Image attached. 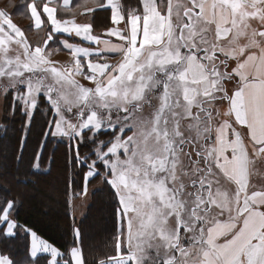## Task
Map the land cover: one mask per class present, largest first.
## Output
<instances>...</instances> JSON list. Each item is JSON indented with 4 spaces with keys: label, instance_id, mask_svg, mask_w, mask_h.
I'll return each mask as SVG.
<instances>
[{
    "label": "snow or ice",
    "instance_id": "1",
    "mask_svg": "<svg viewBox=\"0 0 264 264\" xmlns=\"http://www.w3.org/2000/svg\"><path fill=\"white\" fill-rule=\"evenodd\" d=\"M49 3L26 0L25 7L30 16L36 10L40 26L51 8L54 32L105 46L93 50L63 42L73 65L63 72L51 69L62 81L58 98L56 89L37 91L55 117L36 134L43 146L38 139L29 160L34 175L49 176L54 155L47 171L41 169L47 146L67 138L74 142L78 194L87 196L88 184L101 178L104 188L93 191H107L120 230L114 255L93 264H264V188L250 182L255 162L264 161V0H180L175 16L172 0H141L140 7L97 0L85 14L110 12L115 26L106 34L118 37V44L92 35L91 24L57 19ZM63 6L69 8V0ZM209 9L213 17L228 9L227 19L218 25L207 17ZM9 24L15 25L11 14L0 9V29ZM106 52L120 59L110 63ZM32 60L52 63L39 46ZM66 85L76 91L69 94ZM23 87L30 92L31 85ZM2 91L5 98L15 92L16 106L4 120L21 118L13 148L19 164L32 141L39 101L29 104L10 86ZM7 136L6 123L0 140ZM81 145L88 147L83 156ZM18 205L14 198L0 203V264H41L38 254H48L44 264H89L83 223L73 226V246L63 252L31 228L24 229L30 235L25 255L10 251L8 241L20 228L11 219Z\"/></svg>",
    "mask_w": 264,
    "mask_h": 264
},
{
    "label": "trees",
    "instance_id": "2",
    "mask_svg": "<svg viewBox=\"0 0 264 264\" xmlns=\"http://www.w3.org/2000/svg\"><path fill=\"white\" fill-rule=\"evenodd\" d=\"M3 1L2 8L12 12L10 14L16 15L17 11L23 13V17L28 20L26 26L35 33V40L36 42L38 41V44H41V41L49 36V26H46L44 29L34 28L31 16L25 7L26 0ZM122 3L124 7H140L141 0H122ZM65 16L68 18L76 17L78 16V11H68ZM109 17V12H95L91 19L93 29L102 30L107 28L110 23ZM53 36L54 38L49 41L48 47L52 44L55 47L59 44L64 45V41L68 43L75 41L72 37L62 33H55ZM44 68H33V72L36 73L38 70L46 69L49 72L53 68H58L62 71V68L57 65H54L53 68ZM35 75L33 74V76ZM48 75L52 78H57V81L60 82L57 76L51 73H48ZM38 80L41 82V77ZM13 98L14 92L8 93L7 98H5L6 114L10 113L12 108L16 106ZM40 98L42 100L39 99L40 103L36 107L37 110L33 120L32 141L29 143L26 153L19 164L15 160L13 148L17 130L21 127V118L17 116L14 123L11 119L8 121L3 119L2 123H0V130L4 128L6 123L8 125V136L0 140V203H3L6 199L13 198L21 202L22 206L18 205L19 213L17 216H14L15 220L21 227L36 230L38 235L47 239L62 252L73 246V226H79L81 223L85 224L83 233L84 249L89 264H93L94 261L104 259L108 255H114L115 238L119 233V218L117 215L114 224L112 208L109 207V204H104L103 212L99 210L101 201H108L107 191L105 190L104 192L95 194L94 203L84 218L76 224L72 216L71 202L73 192L75 193V190H77L76 193L80 192V188H73L74 151L71 144L65 138L57 137L52 139L47 146L41 169L42 171H47L54 155L55 162L52 163L51 174L47 177L38 178L32 173V165L29 163V160L34 147L38 146L36 141L39 139L41 147L43 146L42 138H38L36 134L44 128L46 121H51L55 117L54 112L47 109L48 104L44 101L45 98ZM44 130L46 131L47 129L44 128ZM85 153L87 152H80V155L83 156ZM75 170L79 171V165L75 166ZM25 180H27V183L24 182ZM76 182L77 184L81 182L79 176L76 177ZM99 193L102 196H98L97 194ZM106 213L112 217V225L110 226H106L101 219L102 217H100ZM28 243L29 235L19 230L17 231V238L8 241L9 250L13 251L17 256L23 257L25 255V246ZM40 256L41 264H44V259L48 258V256Z\"/></svg>",
    "mask_w": 264,
    "mask_h": 264
},
{
    "label": "rangeland",
    "instance_id": "3",
    "mask_svg": "<svg viewBox=\"0 0 264 264\" xmlns=\"http://www.w3.org/2000/svg\"><path fill=\"white\" fill-rule=\"evenodd\" d=\"M3 2H4L3 0H0V6L3 4ZM0 9H4V8H2L1 6ZM8 12L12 13L10 11ZM22 14L23 13L21 11H17L16 15L11 14V18L15 22V25H18L23 30V32L17 29L16 26L13 24H9L7 29H0V123H2L4 116L6 114L5 94L2 91L3 89H5V86L13 87L14 90L20 91L23 95L27 96L29 104L34 99L38 101L39 99L42 100L40 97L43 96H37L38 90L41 93H47L50 88L56 89V95L58 98L59 92L63 91V87L61 86L62 81L60 80V78L58 77L60 80V82H58L57 78H52L50 75H48V73L54 75L52 71L48 72L47 70H40V71L38 70V72L35 73L33 72L34 71L33 68L36 69H41L44 67L53 68V66L55 65L53 63H55L56 59H62V62L64 64V65L60 64L62 66V72L67 69L66 67L64 68L66 64L69 65V68L73 65L71 64V60L69 56L67 55L57 56L56 50L69 51L64 45H60V44L57 47L53 46L52 44L50 46L51 48L50 47L47 48L46 56L50 61H52V63L41 64L39 66L36 65L32 60L33 47H35V45L42 46L43 45L42 41L44 39L41 41V44H38V41L36 42L35 33L32 32V29L30 30L26 26L28 20L25 17H23ZM28 73L29 75H27ZM33 74L36 75L33 76ZM79 76L80 75H75V78L80 80L78 78ZM39 77H41V82H39L38 80ZM32 78L35 80H33ZM24 85H31L30 92H26L24 90L23 87ZM65 91L71 94L72 92H75L76 89H74L70 85H66ZM14 96H15V92H14ZM62 115L67 116V120L79 123L78 121H75L74 116H70V115L68 116L67 113H62ZM63 124L65 128L68 127L67 121H63ZM127 134L130 135L131 133H127ZM65 140H67L68 143L71 144L73 148L74 142L68 140L67 138H65ZM79 151L88 152V147L81 145ZM101 171L103 172V169H101ZM94 188H104L101 178H96L88 184L89 194L87 196L79 195L78 194L79 192L76 193L77 190H75V193L73 192L71 210H72L73 219L76 221V224L77 222H80L84 218L89 208L94 203L95 200L94 196L96 193H98L93 191ZM97 195L102 196L101 193ZM104 204L108 205L109 200L104 201ZM100 217H102L101 219L106 226L112 225L111 224L112 217L109 216L107 213L105 215L103 214ZM5 230H6V226H5ZM119 230H120V219H119Z\"/></svg>",
    "mask_w": 264,
    "mask_h": 264
},
{
    "label": "crops",
    "instance_id": "4",
    "mask_svg": "<svg viewBox=\"0 0 264 264\" xmlns=\"http://www.w3.org/2000/svg\"><path fill=\"white\" fill-rule=\"evenodd\" d=\"M75 1L74 0H69V8H67V9L64 8V6H63V0H50L49 6L50 7H54V8L57 9V12L54 13L57 16V19H61V20L72 19L76 23L91 24L92 25L91 19H92V15L95 12L94 13H89L87 15L85 14V12H86V9H88V8H94L96 6L97 0H75ZM36 2L39 4V3L42 2V0H36ZM105 2H106V0H105ZM164 2L166 3V0H164ZM177 2H180V0H172L171 13H172L173 16H175V14H176V12H175V10H176L175 3H177ZM186 2L187 1H185V3ZM241 10H243V9H241ZM68 11H72V12H74V11L77 12L78 11V16L68 18L67 16H65ZM45 12H46V14L42 15V19L44 20V23L42 24V26H40V24H41L40 16L37 15V12H36L35 9L31 10L32 22H33V19H35V24H36L37 27L34 26V23H33V26H34L35 29H44V28H46V26H49L48 35L53 36L56 32H54L52 30L50 22L48 21L49 19H51L53 17V10L51 8H48V9L45 10ZM227 12H228V9L225 10V13L223 15L217 14V16L213 17L212 13H211V10L209 9V11L207 13V17L209 19H215L217 24L219 25V24H222L225 19H227ZM46 16H47V18H46ZM253 23L255 24V22H253ZM114 26L115 25L109 23L108 27L105 28V29H102V30H94L93 27H92L91 28V34L99 36L101 41L109 40L113 44H118V43H120L118 37H111V36L106 34V29H108L110 27H114ZM123 26L124 25H123V22H122L120 27L122 28ZM61 33L72 37L75 41H72L71 44H74L76 46L88 47V48L93 49V50L105 47L103 45V43L98 45L94 41H87V40L83 39L82 37H76L74 34H68V33H63V32H61ZM53 38H54V36L52 37V39ZM46 41H47V43H44ZM48 43H49L48 37H46V39H44V41H43V45L42 46L41 45H35V47L39 46V47L43 48L44 51H45V54L47 55ZM35 47H33V51L35 50ZM52 49H54V48H52ZM56 54H57V56H59V55H67V56H69L70 60H71V64H73V59L71 57L70 50L69 51L56 50ZM105 58L108 60V62L114 63V62H116V61H118L120 59V56H119V54H112V53L106 52L105 53ZM91 59L96 60L97 57L93 56ZM82 62L86 63V59L84 61H82ZM53 64H55V65H57V66H59L61 68H62L61 65H64L63 62H62V59H56L55 63H53ZM65 67L69 68V65L66 64L64 66V68ZM78 78L80 80H78L76 78L75 79L78 80L81 84H84L86 86H91L87 82V80H85L83 78V75H80ZM250 182H251L252 185H254L256 187V189H259L261 187L264 188V161L257 160L255 162V167L252 169V175H251ZM233 207H234V205H233ZM11 219L15 220L14 216ZM24 229H26V227H21L20 226V228L17 231H19V230L24 231ZM29 240H30V235H29ZM38 255H46V256H48V254H38Z\"/></svg>",
    "mask_w": 264,
    "mask_h": 264
}]
</instances>
